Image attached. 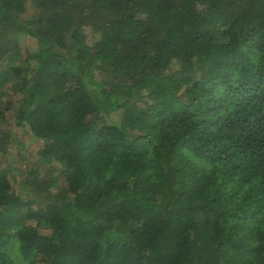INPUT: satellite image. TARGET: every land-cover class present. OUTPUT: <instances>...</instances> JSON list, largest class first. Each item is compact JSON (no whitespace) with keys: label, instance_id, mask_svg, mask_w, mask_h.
Masks as SVG:
<instances>
[{"label":"trees","instance_id":"trees-1","mask_svg":"<svg viewBox=\"0 0 264 264\" xmlns=\"http://www.w3.org/2000/svg\"><path fill=\"white\" fill-rule=\"evenodd\" d=\"M0 264H264V0H0Z\"/></svg>","mask_w":264,"mask_h":264},{"label":"rangeland","instance_id":"rangeland-1","mask_svg":"<svg viewBox=\"0 0 264 264\" xmlns=\"http://www.w3.org/2000/svg\"><path fill=\"white\" fill-rule=\"evenodd\" d=\"M21 48L25 56L31 57L30 55L34 56L37 51V43L34 39H31L30 37H23L21 40ZM32 65L33 67H32V72L30 76L31 84H33L35 80V69L37 65V58H32ZM14 99L18 107H24V105H26L29 102V99H30L29 93L28 92L19 93L18 95L15 96ZM35 109H37L35 103L31 104L30 107L28 108V110H31L32 112ZM13 118L14 116L11 119V122H10L11 129H9V131L13 132L12 135L14 139L19 138V140L22 141V138H20L21 134L25 133L26 131L28 132L29 130L16 127L14 124ZM29 118H32V114L30 115ZM23 141H24V145H22L20 148H17L13 144H11L9 152L12 153L13 156H16L18 152L25 153L26 160L29 163L35 164V167L39 170V174H41L43 177L46 174L49 164L43 161V159H41L38 152L43 147L44 142L34 139L32 134L25 136ZM14 160L15 161H14L13 167L17 169V173L20 175H25L26 173L24 169L26 167L27 162L23 161L20 155L18 156L17 159H14ZM20 160H22L23 162L20 163ZM14 188L17 190V185L16 186L14 185ZM20 191L22 192L23 195L25 194L23 190H20Z\"/></svg>","mask_w":264,"mask_h":264}]
</instances>
